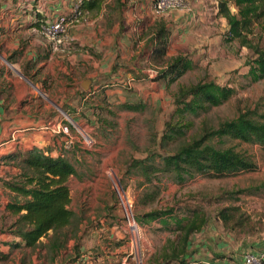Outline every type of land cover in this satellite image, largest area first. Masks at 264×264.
Instances as JSON below:
<instances>
[{
    "label": "rangeland",
    "instance_id": "374dc122",
    "mask_svg": "<svg viewBox=\"0 0 264 264\" xmlns=\"http://www.w3.org/2000/svg\"><path fill=\"white\" fill-rule=\"evenodd\" d=\"M84 22L82 12L77 25ZM39 35L52 55L49 64L35 72V80L28 87L21 80L22 71L5 73L4 68L0 69V97L7 115H11L18 104L21 108L50 115L47 121L39 123V129L52 128L55 124L61 126L62 133L48 140L59 141L61 152H67L76 166L79 176L68 182L69 207L81 222L76 238L70 237L60 255L51 260L44 247L36 250L11 248V244L18 241L17 237L8 234L15 218L5 213L0 204V253L8 255L7 260H0V264H32L33 259L35 264H74L78 258L73 260L75 255L70 253L74 252L77 244L84 249V255H98V262L89 260L88 264H161L159 257L163 251L169 253L171 244L178 248L180 232L171 223L166 229L158 221L140 224L136 218L152 211L170 209L179 218H190L191 210H198L206 216L204 231L190 237L189 243L192 241L193 245L205 240L207 226L222 230L218 213L231 206L239 207L248 219L244 227L233 231L235 236L242 230L264 238V149L235 141L221 144L215 141L218 147H234L243 151L256 163L257 171L220 179L198 177L183 185H175L161 176V193L153 204L147 206L139 202L143 191L138 186L139 182L125 172L130 159H143L148 150L160 144L175 109L173 95L179 86L215 80L235 91L222 106L211 108L199 116L187 115L186 119L192 122V126L187 130L186 138L201 134L204 126L216 128L240 112L249 110L264 116V79L250 83L246 78L247 60L253 56L252 50L236 41L227 42L226 63L217 64V59L213 60L214 65L206 61L197 62L193 69L167 85L156 79L158 68L153 67L150 60L146 62L144 56L138 62L143 68L140 71L147 73L137 74L133 82L127 79L128 62L121 57L113 67L119 68L120 74L99 72L105 70L103 65L92 66L93 60L96 63L103 61L106 52L100 45L93 43V47L85 51L86 47H81L78 42L63 40L55 44ZM97 37L93 36L88 42L92 43ZM249 39L252 45L264 47V35L257 28ZM30 40L28 34H21V42L28 44ZM78 54L82 55L79 59H71ZM147 75L150 78L147 79ZM92 76L93 82L90 80ZM86 81L87 88L83 89ZM123 104L137 105L140 109L126 111L121 108ZM92 109L97 112L95 118L92 117ZM66 110L74 111L73 116L67 117ZM39 129L28 133L46 132ZM85 138H89V144ZM158 152L163 153L161 150ZM13 165L0 159V199L11 200L2 181L18 175V169ZM115 242L123 244L114 248ZM42 243L46 241L42 240ZM193 251V247L188 246V264L196 263L191 257ZM87 263L78 261L76 264Z\"/></svg>",
    "mask_w": 264,
    "mask_h": 264
},
{
    "label": "trees",
    "instance_id": "16d2710c",
    "mask_svg": "<svg viewBox=\"0 0 264 264\" xmlns=\"http://www.w3.org/2000/svg\"><path fill=\"white\" fill-rule=\"evenodd\" d=\"M218 15L228 25L227 41L238 42L252 50L253 56L247 60L246 78L250 83L264 79V47L252 45L249 36L255 28L264 35V0H217ZM83 0L81 9H83ZM97 1H87V8L96 7ZM234 7L236 12H232ZM41 25H38V28ZM167 27L163 22L156 24L154 35L149 41L152 46L149 60L156 71V79L170 85L193 69L192 62L185 56L167 60ZM149 45V46H150ZM86 94L85 92H82ZM235 91L232 87L221 85L215 80H205L195 85L179 86L173 95L174 111L160 144L148 150L143 159L132 158L126 165V174L135 177L142 188L139 202L147 206L159 197L161 176L168 178L175 185H183L198 177L220 179L238 174L257 171L256 163L243 151L234 147L221 148L225 141H235L264 149V116L255 111L240 112L234 119L226 120L216 128L204 126L201 134L186 138L187 130L192 126L187 115L199 116L211 108L227 103ZM126 111H138L137 105L123 104ZM73 116L74 111L66 110ZM92 117L97 116L92 109ZM172 146V148H171ZM163 151V153L158 152ZM3 163L15 164L19 173L9 181H2L3 187L14 194L5 205L4 211L15 218L9 228V235L20 239V243L11 244L12 249L25 248L36 250L44 247L51 260L57 258L66 247L70 237L76 238L81 218L70 209L71 197L68 182L78 177L75 164L67 152H60L52 157L48 151L32 148L28 151L1 157ZM190 218H179L173 210L152 211L137 217L140 224L154 221L169 229L170 223L180 232L178 248L170 245L171 251L162 252L161 264H188L187 250L190 237L200 233L207 224V218L198 210H191ZM224 229L235 231L247 223V217L237 206L221 210L217 216ZM71 231L72 235H69ZM42 240L46 243L43 244ZM115 242L114 248L122 246ZM79 245L75 255L79 257ZM8 255L0 253V260H7ZM98 256L95 255V259ZM196 264V263H195Z\"/></svg>",
    "mask_w": 264,
    "mask_h": 264
},
{
    "label": "crops",
    "instance_id": "0c3cea01",
    "mask_svg": "<svg viewBox=\"0 0 264 264\" xmlns=\"http://www.w3.org/2000/svg\"><path fill=\"white\" fill-rule=\"evenodd\" d=\"M85 1L82 9L85 22L72 27L68 36L69 40L86 47L85 51L93 47V43L105 50L101 63H96L92 57H83L93 60L91 64L94 67L105 66V70L99 72L120 74L119 68L113 67L117 65V58L121 57L128 62L130 70L127 79L130 81L134 82V77L141 72L147 73L145 70L140 71L143 68L138 61L141 56L146 58V62L149 61L152 48L149 41L160 21L167 27L166 57L182 55L193 65L205 61L214 65V59H217V64L226 63L228 41L225 36L228 25L226 20L218 15L217 0H186L187 10L173 11L163 17L153 15V0H95L98 3L92 9L87 8L89 0ZM75 2L76 0H0V69L4 68L5 73L22 71L21 80L28 87L35 80V72L48 65L52 59L48 46L40 39L38 25L68 14ZM233 9L234 7H231V10ZM21 34L29 35L31 40L28 44L20 41ZM95 35L98 36L97 39L89 43ZM81 56L74 55L71 59H79ZM148 78L150 77L147 75ZM90 80L93 82V76ZM3 102L0 97V159L2 156L32 148L45 149L52 157L60 154L59 141L48 139L61 134V126L55 124L52 128L48 126L39 129V123L47 121L50 115L21 108L18 104L13 109L14 112L7 115ZM38 129L46 132L28 133ZM6 192L12 200L14 194ZM11 200L0 199L3 210ZM206 231L208 234L200 244L193 245L192 241L189 243V246L193 247L191 257L196 264H242L243 255L246 253L264 254L262 236H254L242 230L240 235L235 236L233 231L223 227L221 230L212 225L207 226ZM16 242L21 241L18 239ZM83 253V248L79 249V257L71 251L70 255H75L72 259L78 258L74 264L78 261H99V258L95 259L94 254L90 257ZM32 264H35L34 259Z\"/></svg>",
    "mask_w": 264,
    "mask_h": 264
},
{
    "label": "built area",
    "instance_id": "2783aa9c",
    "mask_svg": "<svg viewBox=\"0 0 264 264\" xmlns=\"http://www.w3.org/2000/svg\"><path fill=\"white\" fill-rule=\"evenodd\" d=\"M83 0H76L70 12L61 15L52 21L40 26L39 32L52 43L60 44L63 40L69 41L68 32L80 23ZM188 9L186 0H153L152 13L155 17H163L173 11H184ZM89 144V138L84 139ZM242 264H264V254L255 255L246 253L243 255Z\"/></svg>",
    "mask_w": 264,
    "mask_h": 264
},
{
    "label": "water",
    "instance_id": "95a60500",
    "mask_svg": "<svg viewBox=\"0 0 264 264\" xmlns=\"http://www.w3.org/2000/svg\"><path fill=\"white\" fill-rule=\"evenodd\" d=\"M87 83L88 82L86 81V83L83 84V89L87 88V85H88ZM50 102L53 103L52 101H50ZM67 117H69V116L67 115Z\"/></svg>",
    "mask_w": 264,
    "mask_h": 264
},
{
    "label": "bare ground",
    "instance_id": "6f19581e",
    "mask_svg": "<svg viewBox=\"0 0 264 264\" xmlns=\"http://www.w3.org/2000/svg\"><path fill=\"white\" fill-rule=\"evenodd\" d=\"M118 192H119V190H118ZM120 196H121V198L123 199V197H122L121 193H120Z\"/></svg>",
    "mask_w": 264,
    "mask_h": 264
}]
</instances>
